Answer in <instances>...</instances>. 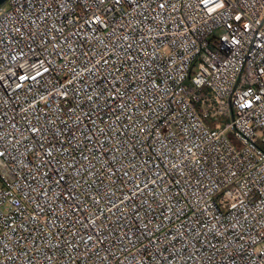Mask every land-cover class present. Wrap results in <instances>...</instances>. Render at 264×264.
Instances as JSON below:
<instances>
[{
	"label": "built area",
	"instance_id": "2783aa9c",
	"mask_svg": "<svg viewBox=\"0 0 264 264\" xmlns=\"http://www.w3.org/2000/svg\"><path fill=\"white\" fill-rule=\"evenodd\" d=\"M0 264H264V0H7Z\"/></svg>",
	"mask_w": 264,
	"mask_h": 264
},
{
	"label": "water",
	"instance_id": "95a60500",
	"mask_svg": "<svg viewBox=\"0 0 264 264\" xmlns=\"http://www.w3.org/2000/svg\"><path fill=\"white\" fill-rule=\"evenodd\" d=\"M7 0H0V7L6 2Z\"/></svg>",
	"mask_w": 264,
	"mask_h": 264
}]
</instances>
